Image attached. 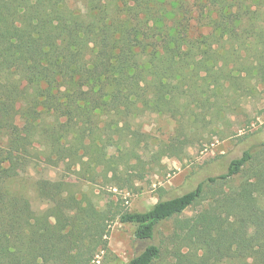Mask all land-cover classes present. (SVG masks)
I'll return each mask as SVG.
<instances>
[{"label": "trees", "instance_id": "1", "mask_svg": "<svg viewBox=\"0 0 264 264\" xmlns=\"http://www.w3.org/2000/svg\"><path fill=\"white\" fill-rule=\"evenodd\" d=\"M259 84L264 0H0V264H92L115 219L134 225L125 264H264L254 132L225 172L145 211L82 187L142 161L135 118L214 116Z\"/></svg>", "mask_w": 264, "mask_h": 264}, {"label": "rangeland", "instance_id": "2", "mask_svg": "<svg viewBox=\"0 0 264 264\" xmlns=\"http://www.w3.org/2000/svg\"><path fill=\"white\" fill-rule=\"evenodd\" d=\"M234 97L215 107L219 112L214 109V116L200 104L193 113H185L183 122L156 112L135 118L134 127L142 131L138 147L142 161L132 159L131 167L122 163L117 175L111 177L110 172L107 178L100 175L93 182L85 181L83 189L101 204L115 200L121 209L145 211L160 198L183 194L208 176L225 172L227 163L241 154L240 140L245 135L254 132V141L264 139V86L259 84L248 96ZM130 137L133 142L138 139ZM166 144L177 149L169 151ZM201 208H190L184 216ZM172 226V220L166 221L161 230L167 235ZM107 240L108 250H101L92 264H125L136 253L134 225L130 223L113 220Z\"/></svg>", "mask_w": 264, "mask_h": 264}]
</instances>
